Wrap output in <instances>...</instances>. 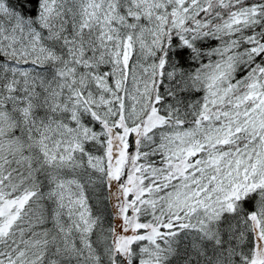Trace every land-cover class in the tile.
Listing matches in <instances>:
<instances>
[{
  "label": "snow or ice",
  "instance_id": "1",
  "mask_svg": "<svg viewBox=\"0 0 264 264\" xmlns=\"http://www.w3.org/2000/svg\"><path fill=\"white\" fill-rule=\"evenodd\" d=\"M0 264H264V0H0Z\"/></svg>",
  "mask_w": 264,
  "mask_h": 264
}]
</instances>
